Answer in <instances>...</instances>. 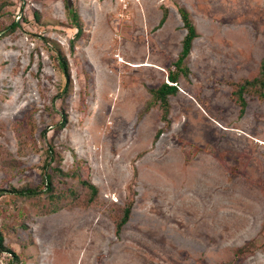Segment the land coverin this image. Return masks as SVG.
I'll return each instance as SVG.
<instances>
[{
  "label": "rangeland",
  "instance_id": "rangeland-1",
  "mask_svg": "<svg viewBox=\"0 0 264 264\" xmlns=\"http://www.w3.org/2000/svg\"><path fill=\"white\" fill-rule=\"evenodd\" d=\"M263 59L264 0H0V264H264Z\"/></svg>",
  "mask_w": 264,
  "mask_h": 264
},
{
  "label": "trees",
  "instance_id": "trees-1",
  "mask_svg": "<svg viewBox=\"0 0 264 264\" xmlns=\"http://www.w3.org/2000/svg\"><path fill=\"white\" fill-rule=\"evenodd\" d=\"M179 14L182 18L184 28L187 30V33H186L185 38H184L183 43H182V51H181L180 55L178 56V59L173 63V67L180 70L184 66L186 59L189 57V55L191 53L193 42L198 37V33L196 30V27L194 26V24L192 23V21L190 19L189 12L185 8L180 7L179 8ZM166 18H167V12H164V15L160 21L159 27L163 26V24L166 21ZM16 25L17 24H15V26ZM77 29H78V32H77L76 38L80 39L82 36V29L80 28V25L77 26ZM60 61H61L60 64H61L62 70L66 71V68H67L66 62L63 59H61ZM261 76L264 79V59H263L262 64H261ZM179 78H180V75H178V73H170L169 77H168L169 81L171 83L177 84V85H169V84L165 83L161 87H159L158 89L151 91L153 97H155L156 100H158L160 102V105L163 108V111H164L163 117H164L165 121L168 118V114L170 112V106H171L170 101H169V96L175 95L179 92V89H178ZM238 100H239L240 105L242 107V113L244 114V110L247 106V103L242 97V91L241 90L239 93V99ZM95 192H96V190H95ZM18 194L23 195V193H18ZM26 195L34 196L35 192L28 190L26 192ZM130 213H131V208L128 207L125 210V214L123 216V219L121 220L120 224L118 225V230H120L128 222L129 217H130ZM9 264H12V263H9Z\"/></svg>",
  "mask_w": 264,
  "mask_h": 264
},
{
  "label": "crops",
  "instance_id": "crops-1",
  "mask_svg": "<svg viewBox=\"0 0 264 264\" xmlns=\"http://www.w3.org/2000/svg\"><path fill=\"white\" fill-rule=\"evenodd\" d=\"M162 17H163V16H162ZM167 17H168V15H167ZM167 19H168V18H166V21H165V23L163 24V26H164L165 29H168L167 27H168V24H169L168 22H169V21H168ZM163 26H162V27H163ZM184 38H185V37H184ZM184 38H183V40H184ZM182 43H183V42H182ZM179 54H180V53H179ZM150 66L159 69V67L156 66V65H150ZM178 82H179V80H178ZM162 85H163V84H162ZM162 85H161V86H162ZM177 94H178V93H177ZM177 94H175V95H177ZM170 96H172V95H170ZM170 96H169V97H170ZM169 101H170V99H169Z\"/></svg>",
  "mask_w": 264,
  "mask_h": 264
},
{
  "label": "bare ground",
  "instance_id": "bare-ground-1",
  "mask_svg": "<svg viewBox=\"0 0 264 264\" xmlns=\"http://www.w3.org/2000/svg\"><path fill=\"white\" fill-rule=\"evenodd\" d=\"M120 61H122L123 62V60L122 59H120ZM121 63V62H120ZM125 63V62H124ZM146 64H142V65H137L136 67H138V66H145ZM214 179V178H213ZM218 183V182H217ZM235 219V218H234ZM237 223V222H236Z\"/></svg>",
  "mask_w": 264,
  "mask_h": 264
},
{
  "label": "built area",
  "instance_id": "built-area-1",
  "mask_svg": "<svg viewBox=\"0 0 264 264\" xmlns=\"http://www.w3.org/2000/svg\"><path fill=\"white\" fill-rule=\"evenodd\" d=\"M167 82H169V81H167ZM169 85H177V84L169 83Z\"/></svg>",
  "mask_w": 264,
  "mask_h": 264
},
{
  "label": "water",
  "instance_id": "water-1",
  "mask_svg": "<svg viewBox=\"0 0 264 264\" xmlns=\"http://www.w3.org/2000/svg\"><path fill=\"white\" fill-rule=\"evenodd\" d=\"M69 6H71V3L69 2Z\"/></svg>",
  "mask_w": 264,
  "mask_h": 264
}]
</instances>
